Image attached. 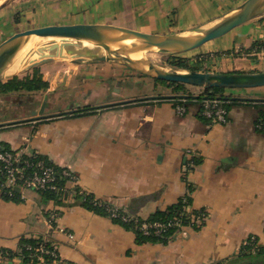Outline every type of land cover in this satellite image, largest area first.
<instances>
[{
    "label": "crops",
    "instance_id": "0c3cea01",
    "mask_svg": "<svg viewBox=\"0 0 264 264\" xmlns=\"http://www.w3.org/2000/svg\"><path fill=\"white\" fill-rule=\"evenodd\" d=\"M244 1L16 0L0 10V44L18 31L48 25L190 33ZM263 40L261 16L187 58L196 71L263 72L264 54L254 52ZM38 69L48 88L0 93V142L67 168L78 181L69 183L63 206L33 191L20 202L8 201L0 191V253L12 255L0 264H23L24 238L52 242L60 264H231L250 239L264 248V133L256 125L262 110L257 103H236L226 123H215L196 100L179 114L168 99L174 87L119 63L65 59ZM233 90L228 93L234 97L264 99V87ZM84 108L94 109L76 114ZM188 194L193 209L207 212L206 222L167 244H139L111 218L75 203V197L90 195L148 217ZM53 209L62 212L57 228L49 223Z\"/></svg>",
    "mask_w": 264,
    "mask_h": 264
},
{
    "label": "water",
    "instance_id": "95a60500",
    "mask_svg": "<svg viewBox=\"0 0 264 264\" xmlns=\"http://www.w3.org/2000/svg\"><path fill=\"white\" fill-rule=\"evenodd\" d=\"M13 1H3L0 10ZM263 15L264 0H245L215 23L190 33H145L110 24L48 25L18 31L0 44V81L55 60L70 59L74 63L115 62L158 81L182 83L202 89L244 90L264 87V71L214 73L176 67L167 69L166 65H157L145 56L151 52L180 55L194 51ZM56 39H61L62 44L52 43L43 47ZM39 44L43 46L35 48ZM136 54L141 57L134 58ZM18 63L23 64V67L8 75L9 70Z\"/></svg>",
    "mask_w": 264,
    "mask_h": 264
},
{
    "label": "trees",
    "instance_id": "16d2710c",
    "mask_svg": "<svg viewBox=\"0 0 264 264\" xmlns=\"http://www.w3.org/2000/svg\"><path fill=\"white\" fill-rule=\"evenodd\" d=\"M175 57V56H174ZM173 58V57H172ZM171 67H176L184 70L196 71L197 69L190 63L188 59H182L181 57H175V61L170 63ZM167 83V82H166ZM170 86L174 87L175 95L168 98L170 101L173 100L175 105L182 99L186 100V103L190 101H198L203 106V102L206 99H219L225 102V107L229 110L230 107L236 103H257L261 110L260 116L257 120V129L264 133V130L259 129L258 125L264 121V99L252 100L244 99L239 97H234L232 94H229L230 89L225 88H210L203 89V92L200 94H195L191 92L188 88V85L182 83H168ZM48 88V83L43 80L40 70L38 68L33 70V74L21 79L19 76H16L7 82L0 81V93L11 92L17 90H27V91H38ZM94 108H84L78 111L76 114H87ZM203 109V108H202ZM204 118V117H203ZM0 144L7 150H10L4 143ZM38 156L37 158H39ZM31 160L30 158H27ZM41 159V158H40ZM43 159V158H42ZM32 161V160H31ZM49 165L56 167L58 171H61V168L52 164L49 161H46ZM197 162V160H196ZM199 162V161H198ZM28 171H32V168H29ZM67 180L60 179L58 184H63ZM41 195L48 201H55L59 206L66 204L68 200L61 199V195L54 193L53 191H45ZM4 199L8 201L20 202L22 201L21 195L18 189L14 191V194L11 195L6 192H2ZM66 198V196H65ZM75 203H78L85 207L86 209L105 217L111 218L114 223L120 225L125 230L131 231L136 235V241L139 244L145 243H157V244H167L172 240L178 231L182 230L183 226L190 227L193 229L200 228L206 222L203 220V217H207V212L203 210L193 209L192 208V199L191 195H186L181 197L176 203L170 205L166 209H158L148 217H141L138 215H131L125 211L119 209L114 216L115 207L109 202L96 200L93 196H82L79 195L75 197ZM190 206L191 213L187 209ZM60 216L62 212L58 209ZM50 213V212H49ZM192 214L200 216L202 221L201 225L198 224L196 219H193L191 223ZM128 218V219H127ZM190 222H189V221ZM196 220V221H195ZM199 220V219H198ZM162 223L165 225L164 229L158 233L156 229L149 228L147 231L143 229L145 224H154ZM44 239H27L24 238L21 241V257L23 264H37V253L36 248L40 243H44ZM30 246L31 248H28ZM46 246L49 248L53 247V243L48 241ZM255 248V249H254ZM5 255L12 256L9 252H2ZM48 263L51 262V258L46 256ZM264 264V248L257 246L256 239H250L247 244H244L242 252L238 258L233 260L231 264Z\"/></svg>",
    "mask_w": 264,
    "mask_h": 264
},
{
    "label": "built area",
    "instance_id": "2783aa9c",
    "mask_svg": "<svg viewBox=\"0 0 264 264\" xmlns=\"http://www.w3.org/2000/svg\"><path fill=\"white\" fill-rule=\"evenodd\" d=\"M254 52L264 54V40L262 44L257 45ZM202 107L203 114L207 119L215 123H226L228 121L229 110L225 107L224 101L206 99ZM175 108L179 114H184L186 112V100L182 99L177 102ZM258 128L264 130V121L258 125ZM29 158L32 161L20 153L5 149L0 144V191L13 195L14 191L18 189L21 199L24 200L27 191L41 194L49 190L61 195L62 200H68L70 198L69 183H76L78 177L67 168H61V171H58L55 166L49 165L44 159L36 156ZM29 168H32V171H28ZM60 179L67 181L58 184ZM114 216H116V213H114ZM59 217L58 209L50 211L49 223L52 228H57ZM205 219L206 217H203V220ZM164 227L165 225L162 223H154L145 224L143 229L147 231L149 228H154L160 233ZM59 230L64 231L63 228ZM68 236L70 238L74 237L72 233H68ZM46 242L40 243L36 248L37 258L43 261L42 264H60L56 246L53 245L52 248H49L46 246ZM6 256L0 253V261ZM46 256L52 259L50 263H45Z\"/></svg>",
    "mask_w": 264,
    "mask_h": 264
},
{
    "label": "rangeland",
    "instance_id": "374dc122",
    "mask_svg": "<svg viewBox=\"0 0 264 264\" xmlns=\"http://www.w3.org/2000/svg\"><path fill=\"white\" fill-rule=\"evenodd\" d=\"M3 1H5V0H2V2L1 3H3ZM16 0H14L13 2H15ZM21 1H23V0H21ZM263 17V19H264V16H262ZM194 53H196V52H189L188 54H182V55H184V56H177V55H171V54H163V53H157V52H151V53H146V57H148L149 59H151L155 64H157V65H166V68L167 69H170V63L172 62V61H175V57H181L182 59H190V58H187L188 57V55H194ZM175 56V57H174ZM173 57V58H172ZM193 66L194 67H196V65H195V63L193 64ZM199 89H201V90H199V92H196V93H198V94H200L201 92H203V89L202 88H199ZM190 90V89H189ZM233 90V89H232ZM231 90V91H232ZM191 92H193L192 90H190ZM234 91V90H233ZM235 91H241V90H235ZM78 181V180H77ZM185 197V196H184ZM187 209L189 210L190 209V206L189 207H187ZM113 210H114V213H117L118 211H119V209L118 208H116V207H114L113 208ZM189 212L191 213V210H189ZM191 216V223H193V219H196L197 221H198V219H199V221H198V224H200L201 225V223H202V221L200 220V216H198V215H195V214H192V215H190ZM207 218V217H206ZM195 220V221H196ZM189 221V220H188ZM205 221H206V219H205ZM190 222V221H189ZM188 228H190L189 226L188 227H186V226H183L182 227V230H180V231H178V233L177 234H181V233H185L186 231H187V229ZM176 234V235H177ZM45 241H47L48 242V240H46V239H44ZM246 244H247V242H246ZM28 248H30V246H28ZM57 248V247H56ZM255 249V248H254ZM57 252H58V249H57ZM37 260H39V259H37ZM43 263V261H41V260H39V261H37V264H42ZM45 263H48V261L46 260V257H45Z\"/></svg>",
    "mask_w": 264,
    "mask_h": 264
},
{
    "label": "bare ground",
    "instance_id": "6f19581e",
    "mask_svg": "<svg viewBox=\"0 0 264 264\" xmlns=\"http://www.w3.org/2000/svg\"><path fill=\"white\" fill-rule=\"evenodd\" d=\"M62 40L61 39H56L55 41H52V42H48L47 43V45L46 46H43L42 44L40 45H37L35 48H38V47H48L49 45H51L52 43L53 44H57V45H61L62 44V42H61ZM141 57V55L140 54H136V55H134V58H136V59H138V58H140ZM26 60V59H25ZM24 61V60H23ZM21 63V62H20ZM20 63H18L17 65H14L10 70H9V72H8V75H12V74H14L15 72H17V71H19L22 67H23V64H20Z\"/></svg>",
    "mask_w": 264,
    "mask_h": 264
}]
</instances>
